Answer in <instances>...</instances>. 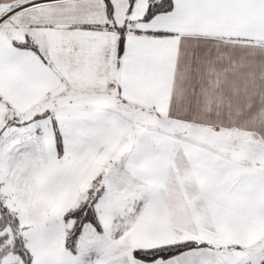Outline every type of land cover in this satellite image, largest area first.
Wrapping results in <instances>:
<instances>
[{"label": "snow or ice", "instance_id": "6c2138e0", "mask_svg": "<svg viewBox=\"0 0 264 264\" xmlns=\"http://www.w3.org/2000/svg\"><path fill=\"white\" fill-rule=\"evenodd\" d=\"M0 264H264V0H0Z\"/></svg>", "mask_w": 264, "mask_h": 264}]
</instances>
